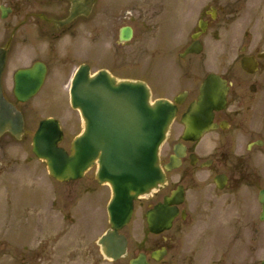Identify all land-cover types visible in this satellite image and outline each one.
I'll return each mask as SVG.
<instances>
[{
	"label": "rangeland",
	"instance_id": "1",
	"mask_svg": "<svg viewBox=\"0 0 264 264\" xmlns=\"http://www.w3.org/2000/svg\"><path fill=\"white\" fill-rule=\"evenodd\" d=\"M11 1H16L23 7L24 0H0V4L5 5ZM126 1L127 19L119 22L117 29L122 25H130L134 29V37L126 46L112 45L105 55L101 52L99 58L93 62L94 69L122 59L123 70L118 71H123L124 76L143 80L153 94L152 100L160 97L171 99L185 88L183 83L178 82L180 73L173 67L181 47L172 43L167 45L164 40H169L171 31L178 27L183 15L186 17L188 14L189 22L193 24L199 6L190 4L180 11L172 9L170 3H167V10L160 12L161 14L155 8L145 14L140 0ZM225 1L234 2L235 5L224 11L229 20L223 23L222 42L228 40V44L217 52L222 55L223 71L231 70L234 73L240 71L239 62H236L235 58L242 46H245L250 54L264 50V0ZM23 10L20 13L18 10L19 14L16 16L0 18V34L3 25L22 19L25 13ZM118 16L114 11L100 12L97 14V26L111 36L115 34L114 18ZM175 21L177 23H174ZM158 27L161 33L155 31ZM165 32V38H162L161 34ZM222 42L220 45H223ZM3 43L0 42L1 45ZM60 43H68L67 37ZM72 44L74 46V42ZM103 56L110 59V62L105 63ZM33 57L29 52L14 54L7 63V76L17 68L29 65ZM80 59L75 57L66 67L68 71L63 73L56 64H52L43 90L26 104H17L11 94L6 95L22 113L25 133L20 140L9 134L0 137V264H113L103 259L96 243L109 228L106 213L110 198L109 188L98 185L93 172H89L84 179L77 182L56 183L49 177L45 166L31 153L32 136L38 122L44 118L53 117L60 121L64 131L61 147L65 150H68L73 136L78 132L79 121L69 104L68 87L74 65ZM201 59L190 56L180 61L179 65L189 66L191 76L202 77L203 69L194 64ZM203 63L205 67L211 66L210 53L205 55ZM254 130L264 136V122L261 124L257 120ZM253 151L258 164L257 170H261L251 181V188L243 187L234 197L225 194L212 198L219 206L226 205L225 213L220 207L208 212V207L201 201L196 204L192 209L191 224L177 237L174 236V230L166 233L161 242L171 245V249L160 263L151 264H195L198 261L206 264L207 257L212 254H202L201 248L197 254L195 246L200 245L204 239L206 226L214 214L228 216L229 222L235 220L236 216L244 218L247 223L240 224V228L247 235L245 225H248L251 217H257V251L252 258L255 257L257 261L264 259V225L258 220L259 204L256 198L258 191L264 188V147ZM259 159H262L263 163H259ZM176 179L177 174L172 175V180ZM167 190H163L154 198L145 197L141 200L140 207L136 206L132 222L122 231L128 239V254L114 264H128L138 253L149 254L156 248L159 239L148 233L144 214L148 205L157 202ZM190 195L193 196V193ZM206 195L210 196V192ZM203 200L207 202L206 199ZM221 223L222 226L227 225L225 221ZM45 238L48 244L46 247ZM42 242L45 247L44 254L35 251ZM30 249L34 254L32 258L29 257ZM247 256L241 255L240 261L246 262Z\"/></svg>",
	"mask_w": 264,
	"mask_h": 264
},
{
	"label": "flooded vegetation",
	"instance_id": "2",
	"mask_svg": "<svg viewBox=\"0 0 264 264\" xmlns=\"http://www.w3.org/2000/svg\"><path fill=\"white\" fill-rule=\"evenodd\" d=\"M72 1L24 0L23 7L16 1H11L5 5L0 4V9L3 8L6 11L5 18L16 16L22 9L25 10L20 21L3 25L0 34V42H4L2 45L0 44V49H4L6 53L5 66L0 78L3 94L13 95L14 91L16 70L9 77L7 76L6 62L8 56L11 58L16 53L25 52L32 53L34 57L32 62L23 68H29L34 63L43 64L46 69V77L52 64H56L63 73L68 71L66 67L76 57L81 59L78 62L74 61L77 62L74 65V71L83 66L88 70L90 76H94L99 71H106L111 78L117 81L140 80L124 76L123 71H118L123 70L124 62L122 59L113 61L111 64L109 63L110 59L108 60L106 56H103L105 63L109 64L102 65L98 69H94L93 66V62L99 58L100 53L105 55L112 45L122 47L128 45V43H122L119 40L120 31L124 27H131L134 37V29L130 25H122L117 29L118 23L127 19V1L77 0L82 3L79 12L86 13H81L71 22L64 24L63 22L69 17L72 10ZM140 2L145 14L152 8L162 13L167 10V3H170L172 9L180 11L190 4L199 6L193 24L189 22L188 14L186 17L183 15L181 22H178V27L171 31L169 40H164L167 45L172 43L181 47L176 54L177 60L173 62V67L178 74L180 73L178 82L183 83L185 88L169 99L174 103L175 98H177L180 103H175L176 116L167 139L159 151L162 167L170 164L172 158L176 160L175 164L178 167L167 174L165 187L152 197H157V194L168 189L157 200L156 203H158L162 201L164 196L170 195L177 188L182 189L184 200L177 207L178 215L171 227V230L175 232L174 236L177 237L193 221L191 213L196 204L198 205L201 201L205 207H208V212L220 207L221 211L225 213L226 205L219 206V203H214L212 198H218L217 196L225 194L237 196L243 187L251 188V181L256 178V173L261 170H257L258 164L253 150L264 147V136L257 134L254 130L257 120L261 124L264 122V59L257 58L259 52L250 54L246 51V47L242 46L235 58V61L239 62L240 71L234 73L231 70L223 71L222 55L217 51L228 44V40L222 42L223 23L229 20V16L224 11L226 8L231 9L230 7L235 5L234 2L225 0H140ZM106 10L114 11L119 15L114 18L116 22L115 34H111V36H108L105 30L97 26L99 25L97 14L106 12ZM155 31L161 33L160 27ZM166 33L161 34L162 38H165ZM64 37H67L68 43L61 44L60 41ZM220 42L223 45H220ZM152 43L156 45L154 42ZM196 46L200 47V53L187 52L189 48L195 49ZM209 53L212 55V64L210 67H205L203 60L205 55L207 56ZM190 56L202 58L194 63L203 69L202 77L191 76L189 66L179 65L180 61L186 60ZM246 57H254L257 62L255 72L248 73L241 68L240 62ZM208 75H214L220 81L226 82L228 91L225 106L213 112L209 132H206L196 141L185 140L183 115L187 112L190 104L198 99L199 88ZM174 83H176L175 78ZM77 117L79 130L76 135L81 132V120L78 114ZM100 119L101 114L96 111L93 114L94 128H97L96 123ZM109 119L110 128L108 129L107 114L102 115V128H97L104 131L102 135L107 136L112 131V114H110ZM246 140L247 142H245ZM259 163H263L262 159H259ZM174 174H177L176 180H172ZM216 179L217 182H215ZM207 192H210V196L206 195ZM191 193L193 196L190 195ZM140 205L141 202H138V207ZM256 219L255 216L251 217L248 225H245L244 228L248 230L247 235L240 228V224L247 223L244 218L236 216L235 220L229 222L228 216L214 214L206 226L204 239L200 245L196 244L195 246L197 254L199 248L202 249V254L206 256L209 252L212 254L207 257L208 262L206 264H264V259L257 261L255 257L252 258L257 251ZM221 221H225L227 225L222 226ZM260 223L264 225V223ZM162 234L164 235V233ZM162 234L158 236L159 240L155 249L165 247L169 252L171 245L161 242L164 237ZM45 240L46 247L48 244L46 238ZM42 245H44L43 242L40 247L35 248V251L44 254L45 247ZM245 254L248 255L247 260L241 262V255L244 256ZM33 255L30 249L29 257L32 258Z\"/></svg>",
	"mask_w": 264,
	"mask_h": 264
},
{
	"label": "water",
	"instance_id": "3",
	"mask_svg": "<svg viewBox=\"0 0 264 264\" xmlns=\"http://www.w3.org/2000/svg\"><path fill=\"white\" fill-rule=\"evenodd\" d=\"M74 14L71 15V18ZM70 18V19H71ZM131 29L121 31V40L131 38ZM4 56L0 55V72ZM242 65L251 69V64L243 60ZM44 67L36 64L30 70L17 72L14 95L20 102H26L39 90L44 80ZM101 72L91 81L85 72H78L72 80L70 102L73 109H79L84 121V133L75 139L69 154L58 144L62 140L59 124L54 119H45L33 136L32 153L41 160L49 175L58 182L80 179L97 160L96 178L100 184H109L112 189L111 200L107 207L110 230L98 240L106 258L116 260L125 254V239L118 234L130 220L133 201L149 194L164 183V173L158 162V149L164 141L170 123L175 115V107L166 100L150 103V92L145 84L137 82L115 83ZM111 88L107 97H118L123 112V129L108 139L91 136V103L95 94L92 88L100 86L101 81ZM100 81V82H99ZM224 84L209 76L200 89L198 101L192 103L183 121L186 124V137L195 139L210 124L212 111L224 105ZM97 94H100L98 91ZM178 101V100H176ZM21 114L3 97L0 88V135L9 131L17 139L22 135ZM122 127L120 126V129ZM98 134H96L97 136ZM192 136V137H191ZM169 170V167H166ZM172 199H164L146 215L148 228L152 233L168 229L173 214L169 205ZM262 206L261 219L264 220V190L259 194ZM164 251L156 252L152 258L158 259ZM130 264H147L145 256L140 255Z\"/></svg>",
	"mask_w": 264,
	"mask_h": 264
}]
</instances>
